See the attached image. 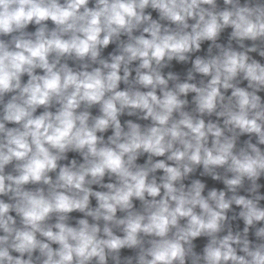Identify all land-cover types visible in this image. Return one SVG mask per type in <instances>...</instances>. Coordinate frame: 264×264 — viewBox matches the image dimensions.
Returning <instances> with one entry per match:
<instances>
[{
  "label": "clouds",
  "instance_id": "obj_1",
  "mask_svg": "<svg viewBox=\"0 0 264 264\" xmlns=\"http://www.w3.org/2000/svg\"><path fill=\"white\" fill-rule=\"evenodd\" d=\"M0 264H264V0H0Z\"/></svg>",
  "mask_w": 264,
  "mask_h": 264
}]
</instances>
